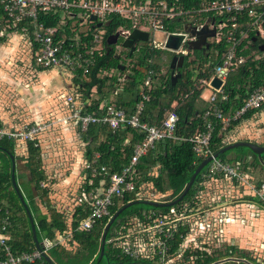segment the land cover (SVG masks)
<instances>
[{"label": "built area", "instance_id": "built-area-1", "mask_svg": "<svg viewBox=\"0 0 264 264\" xmlns=\"http://www.w3.org/2000/svg\"><path fill=\"white\" fill-rule=\"evenodd\" d=\"M176 1L178 2V0H147L145 2L133 0H0V38L19 35L25 41L32 65L36 68L57 70L71 77L79 70L83 75L87 74L89 68L95 63V55L102 56L103 54L105 48L103 39L106 35L104 23L109 17L116 16L128 23L127 27L121 28V33H125V37L119 36V41L114 45L116 57L121 58L122 51H127L122 46V42L134 29L161 32L165 34V44L170 33L167 32L164 22L179 21L181 30L171 33L183 36L175 54L186 57L197 74L203 72L204 69H210L211 76L208 79L199 80L202 84L200 88H208L212 91L207 99V106L195 115L203 127L201 131H197L189 138L179 137L176 134L179 117L174 109L177 102L165 111L158 125H151L143 119L150 92L160 78L166 79V72L163 68L155 70L152 67L153 61H149L151 65L145 71L134 109L130 114L115 104L99 106L98 111H103L101 113H83L81 105L76 104L71 95L64 97L67 113L58 119L59 123L73 122L82 132L87 131L90 125L106 126L112 132L120 127H129L142 135V140L134 145L127 165L120 172L109 175L105 167H100L99 172L103 173L102 177L106 179L107 186L95 196L89 197L88 213L79 225L81 230L90 231L101 219L110 218V209L116 201L121 200L126 193L134 191V182L138 178L139 160L167 141L188 142L192 145V152L197 159L211 158L202 169L203 171L199 172L200 186L217 176H223L237 185H245L253 193L255 202L264 208V183L257 187L256 183L248 180L234 164L214 158L210 149L211 137L217 128L220 131H226L232 122L238 121L250 110L261 109L264 104L263 79L258 86L248 82L245 87L247 92L243 105L234 113H225L222 108V104L227 100L223 86L228 76L249 60L251 62L264 61V0H207L202 1L198 8L192 7L187 10L178 6ZM92 16L96 19L92 20ZM46 18H53L52 21L55 23L45 25L43 19ZM98 23L101 24L100 27H97ZM203 26L214 30V36L208 38L213 40V45L223 43L225 46L223 52L217 51L214 58L209 57L205 63L195 57L190 59L192 50L189 49V43L196 40L190 35L189 30ZM251 34L263 42L256 50L251 48L253 43H256L254 38L250 39ZM164 44L160 45L155 40L151 41V46L155 49L164 48ZM249 49L248 54H242L244 50ZM216 56L219 57L218 60H215ZM255 67L257 68L258 65ZM102 75L111 76L106 71L102 72ZM116 78L120 89H116L114 94L122 89L124 84L121 82L125 79L118 75ZM213 80L221 82L218 89L211 86ZM43 130L44 127L40 124L25 125L23 130L17 133L0 128V139L6 136L13 140L20 137L24 142L33 141ZM95 158H98V154ZM91 173L95 176L98 174V169L93 168ZM197 193L199 194L198 190ZM83 199L88 201L84 196ZM145 201L173 202L159 200L157 197L145 199ZM173 205L169 206L166 213L157 211L142 213L141 219L136 218L131 223L127 222L128 228L125 233L107 240L104 245L118 248L122 257L134 261L144 259L153 261L152 264H173L181 261L182 253L190 244L186 242L188 234L184 235L180 228L191 224L201 212H197L198 209L187 207L186 204L179 210ZM9 227L10 219L7 211L0 210V251L2 253L0 264H43L44 256L51 247V243L45 240L38 249L15 254L11 251L5 235ZM176 237L182 241L185 240V245L177 253L176 259H169L170 244ZM109 246H107L108 249Z\"/></svg>", "mask_w": 264, "mask_h": 264}, {"label": "trees", "instance_id": "trees-1", "mask_svg": "<svg viewBox=\"0 0 264 264\" xmlns=\"http://www.w3.org/2000/svg\"><path fill=\"white\" fill-rule=\"evenodd\" d=\"M139 1V0H136ZM144 1V0H140ZM203 0H178V4L185 8H198V4ZM207 1V0H205ZM1 14V12H0ZM41 20V19H40ZM53 18L43 19L45 25H53L55 22ZM127 26L126 22L116 16L108 18L107 25L104 27L106 35L103 39L104 51L102 56L95 55V63L89 68L87 74L83 75L82 71H77L72 77L73 85H75L74 93L75 99L81 102V111L83 113L103 112L98 111L102 101L108 100L109 96H114V100L109 104H115L117 107L123 108L127 114H130L135 106V97L137 95L139 86L142 84L145 71L149 67V61H155L154 57L159 56V50H151L147 43L136 46L132 55L129 51L124 53L127 60L134 59V63L128 69L129 81L125 83L121 90L114 95L116 87L118 86L116 76L102 75V72L117 71L120 74L123 70L119 69V64L122 61L120 57H116L115 46H108L106 39L113 34L118 27ZM171 32L173 27L170 28ZM255 39L253 34L250 39ZM6 41V37L0 38V44ZM89 41V40H87ZM263 42L256 38V43H253V50L258 49V45ZM220 53L225 50L223 43L214 45ZM250 52L244 50L243 55ZM194 56L205 63L208 59L205 53L194 51ZM218 60V59H217ZM154 64V63H153ZM32 65V64H31ZM190 63H187V58L184 59L183 67L178 69L181 77L172 85L170 81V70L168 69L166 79L160 78L156 87L150 92V98L146 102L143 119L151 125H158L163 118L165 111L169 110L174 102L177 106L174 111L179 117L176 134L179 137L189 138L197 131L202 130V123L195 118L196 113L203 109L196 107V101L200 95V90L196 88L193 83V73L188 69ZM258 65L256 68L255 66ZM33 66V65H32ZM155 70L159 69L157 64L152 66ZM36 68V67H35ZM39 72L45 70L37 68ZM210 75V69L204 73H199L197 79H207ZM264 79V61L251 62L250 60L238 69L236 72L230 74L223 86V91L227 96V100L222 104L225 113H234L243 105V100L246 97V86L248 82L258 86ZM95 88V96L97 99L91 103H87V97H90L92 90ZM186 97V98H185ZM83 99V100H80ZM107 105V104H106ZM264 108V104L261 109ZM260 110V109H259ZM259 110H250L244 114L238 121L232 122L227 128V132L241 124L242 121L249 120L253 114ZM0 122V128H2ZM75 130L80 140L84 143V167L81 168L80 178L82 179L81 193H92L93 196L101 192L106 186L107 182L103 179L102 172H99L100 167H105L107 174L120 172L122 168L127 165L135 144L142 140V135L132 130L129 127H120L112 132L106 126L90 125L87 131H80L79 127L75 126ZM225 131H220L217 128L211 137L210 149L213 154L218 153V159L226 161L225 156L230 152H235V160L240 163L242 158L248 154L254 156V164L248 166L240 163L237 167L239 170L243 166L244 170L247 167H257L264 171V153L260 158L256 156L248 147L232 148L224 153L220 150L228 144L224 141ZM26 157L25 169L29 175V183L32 184L33 190L42 197L43 201L47 202V192L40 188V183L45 182L46 175L42 168L40 141L36 138L33 141L25 142ZM15 141L6 136L0 139V207L8 209L10 227L6 231L7 242L11 246V251L15 254L23 252H30L35 249L29 220L25 211L12 188L11 184V156L14 155ZM98 154V158L95 155ZM201 159H197L192 152V145L188 142H164L163 145L155 151L149 152L145 157L141 158L137 165L138 178L135 179V189L131 193H126L121 200L116 201L115 205L110 209V216L113 215L118 208L129 201L140 200L139 203L134 204L125 209L111 224L105 236V243L109 239L118 237L121 233H125L128 225L134 219H141V215L148 211H157L166 213L168 207H153L144 203L145 199H155L163 201H175L184 190L189 182L191 176L195 172ZM94 162V164H93ZM98 169V174L92 176L91 170ZM203 171V170H202ZM201 183L200 173L196 176L191 188L186 195L173 206L178 210L185 204L190 208H197L199 205V198L197 188ZM262 182L256 183L259 187ZM33 207V213L38 210ZM86 212L82 208L75 210L72 220L68 223L66 217L56 210L48 208L47 216L38 215L33 217L37 244L41 245L42 238L49 241H54L56 232L62 237H65L63 243L54 245L47 250L51 261L54 264H152L153 261H146L144 259L134 261L126 257L118 255L119 249L114 246L107 249L104 245L103 256L98 260L101 248V235L103 227L108 222L109 217L101 219L90 231L79 229L81 221L86 217ZM181 232L186 234V227L180 228ZM70 238H69V237ZM185 245V240L182 241L175 238L170 244L169 259H176L177 253ZM41 247V246H40ZM74 250V251H73ZM115 252L116 255H111ZM2 253L0 251V258ZM181 261L173 264H211L216 261L214 256L208 255L206 252L198 249L195 246L188 245L182 253ZM48 264V263H45Z\"/></svg>", "mask_w": 264, "mask_h": 264}, {"label": "crops", "instance_id": "crops-1", "mask_svg": "<svg viewBox=\"0 0 264 264\" xmlns=\"http://www.w3.org/2000/svg\"><path fill=\"white\" fill-rule=\"evenodd\" d=\"M133 1H136V0H133ZM145 1H147V0H144V1L139 0L138 2H145ZM167 1H174V0H167ZM203 1H205V0H203ZM176 4L180 7H182V9H184V10L190 9V8H185L181 4H178L177 1H176ZM199 4H198V6H199ZM118 18H120V17H118ZM120 19H122V18H120ZM126 24L128 26L127 22H126ZM180 24L181 23L179 21H175V22L165 21L164 22V25L166 27L167 32L170 33L169 35H174L171 33H175L177 31H180L181 30ZM127 26H124V27H127ZM124 27H118V28H124ZM172 27H173V30L171 32L170 28H172ZM117 29H116V31H117ZM137 30H139V29H137ZM139 31H143V32L148 33V40H147V42L137 43L135 45V48H136V46H138V44L141 45V44L147 43V45H148V43L150 42L149 48L151 50H159L160 52H161V50H167L171 53V57L168 61V63H169L168 65H170V61H171L172 56H174V55L177 56V55L175 54L176 50H168L165 48V44H166L169 36L166 39V42L164 44V48L155 49L151 46V41L153 39H150V36H149V32H152V31H146V30H139ZM113 34H111V35H113ZM175 35H179V34H175ZM117 41H119V38ZM5 42L6 43L9 42L7 44V46H3ZM5 42L0 44V65L3 64L4 66H6L5 65L6 57L8 58L9 56H12V58H17V64L15 66H18L17 68H21L20 65H18V60H21V62H24V60H25L24 52H23L24 50H27L28 59L30 60V64H32L30 53L26 47L25 41L19 35L8 36V37H6ZM207 43H209V42L207 41ZM112 46H114V45H112ZM211 49H212V51H211ZM127 51H129V50L127 49ZM194 51L195 50H192V55H194V53H193ZM197 51L205 53V57L208 59L209 57L214 58V54L217 52V49L215 48L214 45H211L209 43V49L197 50ZM177 57H183V56H177ZM183 58L185 59L186 57H183ZM218 58L219 57L216 56L215 60H217ZM154 59H155V61H153V63L157 64L159 66V68H161L160 67L161 65L159 64L160 57L155 56ZM129 62H130V60H129ZM163 62H165L167 64L166 61L163 60ZM163 62H161V63H163ZM187 63H188V61H187ZM9 64H10V66H8V69L11 68V66H14L11 63H9ZM154 64H152V66ZM183 64H184V60H183ZM168 65H167L166 75H168V73H167L168 69L170 70ZM21 66H23V65H21ZM189 66L191 67V64ZM32 67H34V66H32ZM182 67H183V65H182ZM14 69H16V68L10 69V72L12 70L14 71ZM206 70H208V69H204V71L203 72L201 71V73H204ZM20 71L23 72V70H20ZM46 71H50V72L54 73L55 75H58L60 77L59 79H61L63 82H65V86L67 89L75 90L74 89L75 85H73L72 77L71 76H69V77L65 76L68 74L61 73L60 71H57V70H45L41 73H45ZM24 73H25L24 74V78H25V77H27V74H26V72H24ZM3 74H5L4 70L3 71L0 70V77H2ZM210 76L211 75H209V77ZM5 78H7V77L5 76ZM17 80H20V81H18L19 85L17 87L15 86L13 94H17V96L21 97V95L24 93H27V92L31 93L30 86L25 87L27 82H24L23 85L20 84V82L24 81L23 78H21V79L17 78ZM47 80H48V77H47ZM127 81H129L128 75L125 76L124 81L121 83H123L125 85V83ZM35 88H33V89H35ZM116 89H120L119 84L116 87ZM204 89L205 88H203L201 90L200 95L198 97V100L196 101V107L199 109H204L207 106V99L203 98V90ZM139 90L140 89H138V91ZM198 90H200V89H198ZM92 91L93 92L90 95V97H87L88 98L87 99L88 104L91 103L93 100L97 99V97L95 96V93H96L95 88H93ZM39 94H40V91H39ZM67 95L73 96V93L72 94L69 93ZM136 98L137 97H135V100H136ZM113 100H114V96L113 95L109 96L108 100L102 101L100 106H105L106 104L108 105ZM0 107H3L1 101H0ZM56 112L58 113V116L65 115L67 113L66 105L64 104L63 108H61V111H56ZM263 118H264V108L260 109L258 112L253 114V116L249 120L242 121L241 124H239L238 126L233 128L232 130H230L231 133L234 132L233 135L230 134V136L227 137L224 141L228 145H231V144L236 143V142H249V143H253L257 146L264 147V141L257 139V137H255L254 133L252 132V130L250 128V126L254 123L255 120L256 121L259 120L262 122ZM58 125H60V127L64 128V130L67 132V134L69 135V138L71 140L74 139V141L75 140L78 141L77 152L80 155L79 165H80V168H82V166L84 165V160L82 159L83 155H84V143L80 140V138L78 137V134L75 130V126L76 127H78V126L73 122H69L67 124L59 123ZM2 126H3V124H2ZM2 128H4V126ZM261 129H264V128H261ZM70 135L72 138L70 137ZM234 136L235 137L237 136L238 139L237 140L233 139ZM39 137H40V135L37 137V139L40 141ZM240 137L242 139H240ZM15 146H16V144H15ZM235 156H236V153L232 154V158H230L231 160L230 161L227 160L225 162L232 163L236 167H239L240 163H241V165L247 164L248 166L254 164V156L251 154H248L245 158H242V160H240V163L235 160ZM12 157H13V164H14L13 174H14L15 182H16V184H17V186H18V188H19V190H20V192H21V194H22V196H23V198L27 204V207L31 213L32 218L35 216H38V215L47 216L48 215L47 212L44 214L40 213L38 205L36 203V197H35V195H36L40 199V201L43 204V207L45 208L46 211H48V208L53 209V207L50 205V201H49L50 196H48L49 192L47 190L46 181L40 183V188L47 192V199H48L47 205H46L47 202L43 201V199L39 195V193H36L33 190V186L29 183L28 180L25 183L20 182V178L27 177L28 172L26 171V169L21 171L22 173L18 171V168H19L18 157H17L15 151H14V155ZM24 168H25V165H24ZM240 170L244 173V175L247 177V179L250 180L251 182H254V183L262 182V183H264V171L260 168V166L247 167L246 170H244L243 166H241ZM75 172L77 174V171H74L73 173H75ZM11 174H12V161H11ZM80 174H77V177H80ZM79 184L80 185L74 191L68 189V191H67L68 197L66 199L68 206H66V209H65L66 211L64 210V211L58 212V213H60L66 217V220L68 223L72 220L76 209L82 208L83 210H85L87 212L88 208H89V197H92V193H85V194L81 193L82 179L79 182ZM197 190L199 191V205L195 209H198L197 212L200 211L201 214H199L197 217H195L191 224L186 226V233L188 234V238H187L186 242H188L191 246H195L198 249H201L202 251L206 252L208 255L214 256L216 261H213V263H211V264H264V208L255 202V197L253 196V193L245 185H237L236 183L230 181L229 179H227L223 176H217L211 181H208L206 183H202L201 186L200 185L198 186ZM61 191H63V190L61 189ZM60 195H63V193H61ZM83 196L85 197V199H88V201L84 200ZM60 197H62V196H60ZM33 207L38 208L37 209L38 211L36 213H33ZM4 209L5 210H2L0 207V210L2 212L7 211V215H9L8 209L7 208H4ZM23 209H24V207H23ZM118 209H120V208H118ZM24 211H25V209H24ZM25 214L27 216L26 211H25ZM111 216H110V218H111ZM27 218H28V216H27ZM194 221H196V222L194 223ZM33 222H34V220H33ZM105 225H104V227H105ZM104 227H103V231H104ZM103 231H102V234H103ZM35 232H36V228H35ZM101 237H102V235H101ZM64 239H65V237H62V235H60L56 232V236H55L54 241H49L46 238H42L41 245L40 244H37V245L40 247L43 245V242L45 240H47L49 243H51V247H53L54 245H58L59 243H63ZM33 241H34V239H33ZM106 246H108V245H106ZM35 249H37L36 244H35ZM100 250H101V248H100ZM118 255H120V251H119ZM45 256L49 257L47 252H46ZM49 259H50V257H49ZM50 261H51V259H50ZM45 263H47V262L45 261V259H43V264H45ZM51 263L54 264L52 261H51Z\"/></svg>", "mask_w": 264, "mask_h": 264}, {"label": "rangeland", "instance_id": "rangeland-1", "mask_svg": "<svg viewBox=\"0 0 264 264\" xmlns=\"http://www.w3.org/2000/svg\"><path fill=\"white\" fill-rule=\"evenodd\" d=\"M149 36L150 39L155 40L158 44H164L165 34L161 32H149ZM208 42L213 45L212 39H208ZM8 43L9 42H5L3 46H7ZM149 45L150 42L147 46L149 47ZM138 47H141V45L138 44ZM23 52L25 57L24 62L18 60V65H20L21 68H17L18 66H15L17 64V58H12V56H9L8 58L6 57V66L3 64L0 65V70H4L5 72V74L0 77V101L3 105V107H0V121L3 124V129L5 131H12L16 133L21 132L25 125L40 124L44 127V130L39 133L41 163L47 179L46 185L49 192L48 196H50V205L57 212H61L66 209V206H68L66 201L68 197V189L74 191L80 185L79 182L81 181V178L77 177V174L81 173L79 165L80 155L77 152L78 141H74V139L71 140L64 128L58 125V119L62 117V115L58 116V113L56 112L61 111V108H63L64 97L69 93H74V91L67 89L65 82L59 79L60 77L58 75H55L50 71L41 73L37 70V68L32 67L30 60L28 59L27 50H24ZM116 52L118 53V50H116ZM123 52L125 53V51H122L121 53L122 61L120 62V65L128 67L127 70H124L121 74H118L119 72L117 71H109L107 72L108 75H118L122 79H124L127 75L129 67L134 63V59L129 62L125 55H123ZM161 53L162 54L159 55V64H161L160 67L164 69V72H166L171 53L167 50H161ZM193 58L194 55H191L190 59ZM163 60L166 61L167 64L163 62ZM9 63L14 66H11V68L8 69V66H10ZM12 68L16 69L10 72V69ZM188 69L193 73L192 80L194 85L197 88H200L202 84L199 83L200 79L196 78L198 75L195 72L196 70L190 66ZM20 70H23V72ZM24 72L27 74V77L25 78ZM5 76L7 78H5ZM65 76L69 77L70 75ZM17 78L24 79V81L20 82L21 85H23L24 82H27L25 87L30 86L31 93H24L21 97L17 96V94H13L15 86L17 87L19 85L18 81H20L17 80ZM202 89L203 88H200V91ZM211 94L212 91L210 89L205 88L203 90V98L208 99ZM72 97L74 98L76 104L81 105V102L77 101L74 95ZM80 100L83 99L80 98ZM250 128L257 139L264 141V129H261L264 128V118L262 119V122L255 120ZM233 133L234 132L229 133V131H225L224 138L226 139L230 136V134L233 135ZM233 139L237 140L238 138L237 136H234ZM240 139L242 138L240 137ZM14 141L16 144L15 153L18 157V171L21 172L25 170V142L24 140H21L20 137L14 139ZM234 153V151L228 153L225 156L226 161H230V158H232V154ZM74 171H77V174L76 172L73 173ZM27 180L29 181L28 175L27 177L20 178V182L23 183ZM61 189L63 191H61ZM61 193H63V195H60ZM35 197L40 213H46L47 211L43 207L40 199L36 195ZM111 255L115 256L116 253L112 252Z\"/></svg>", "mask_w": 264, "mask_h": 264}, {"label": "water", "instance_id": "water-1", "mask_svg": "<svg viewBox=\"0 0 264 264\" xmlns=\"http://www.w3.org/2000/svg\"><path fill=\"white\" fill-rule=\"evenodd\" d=\"M92 20H95V16L91 17ZM101 24L98 23L97 27H100ZM190 35L194 36L196 38L195 41L190 42L189 43V49L191 50H207L209 49V43H207V39L211 38L214 36V30L213 29H209L207 26H203L202 28L199 27H195L192 30H189ZM119 36H123L125 37V33H121V28H118L117 31L113 34V35H109L106 39V44L108 46H112L115 45L117 43V40L119 38ZM148 40V33L143 32V31H139L137 29H134L130 35L128 36L127 39H125L122 43V46L126 49L129 50V55L131 56L132 53L135 50V45L139 42H147ZM183 40V36L182 35H169L167 42L165 44V48L168 50H177L181 41ZM254 42H256L255 39H253ZM261 50V49H260ZM183 57H177V56H172L171 61H170V81L172 83V85L175 84V82L181 77L180 73L178 72H174L175 69H179L182 67L183 65ZM119 69L123 70V66L119 65ZM221 85V82L219 80H213L211 82V86L215 89H218ZM237 147H248L256 156H258L260 158L261 154L264 153V147L261 146H257L253 143H249V142H236L233 143L231 145H228L224 148H222L220 150V153H224L232 148H237ZM11 157V161H12V174H11V183H12V188L15 191L21 205L24 207L29 222H30V227H31V232H32V237L34 239V242L36 244L37 249L39 248V246L37 245V239H36V232H35V225L33 222V218L31 216V213L27 207V204L15 182V178H14V164H13V157L10 155ZM214 158L218 157V153L213 155ZM211 160L210 157L204 159L201 161V163L198 165V167L196 168L195 172L193 173V175L191 176L189 182L187 183V185L185 186L184 190L182 191L181 195L172 203H156V202H151V201H144V203L149 204L153 207H168L171 206L177 202H179L188 192V190L191 188L196 176L199 174V172L204 168V166H206L208 164V162ZM139 203L138 200L135 201H129L126 204L122 205L120 207V209H118L112 216L111 218L108 220V222L106 223L105 227H104V231L101 237V250H100V254L98 257V260L101 259V257L103 256V250H104V243H105V236L106 233L108 231V229L110 228L111 224L113 223V221L128 207ZM44 259L47 263L52 264L49 257L48 256H44Z\"/></svg>", "mask_w": 264, "mask_h": 264}, {"label": "flooded vegetation", "instance_id": "flooded-vegetation-1", "mask_svg": "<svg viewBox=\"0 0 264 264\" xmlns=\"http://www.w3.org/2000/svg\"><path fill=\"white\" fill-rule=\"evenodd\" d=\"M106 25H107V22L104 23V27H105ZM141 45H142V44H141ZM208 56H209V55H208ZM174 72H175V73L178 72V69H175ZM169 76H170V74H169Z\"/></svg>", "mask_w": 264, "mask_h": 264}, {"label": "clouds", "instance_id": "clouds-1", "mask_svg": "<svg viewBox=\"0 0 264 264\" xmlns=\"http://www.w3.org/2000/svg\"><path fill=\"white\" fill-rule=\"evenodd\" d=\"M191 50V49H190Z\"/></svg>", "mask_w": 264, "mask_h": 264}]
</instances>
